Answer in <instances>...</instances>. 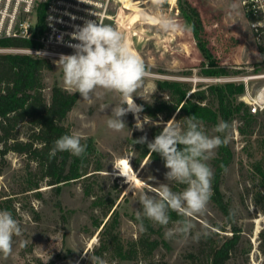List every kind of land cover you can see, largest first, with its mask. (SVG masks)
I'll return each instance as SVG.
<instances>
[{
    "label": "rangeland",
    "instance_id": "obj_1",
    "mask_svg": "<svg viewBox=\"0 0 264 264\" xmlns=\"http://www.w3.org/2000/svg\"><path fill=\"white\" fill-rule=\"evenodd\" d=\"M195 6L201 16L209 47L222 65L231 73L227 76H207L204 74V56L201 52L190 23L181 11V5ZM176 8L180 13L181 23L176 20ZM109 17L104 24L121 31L134 53L144 61L147 76L143 85L134 94L137 105H152L159 97L157 81L178 79L192 83V91L204 88L207 84L228 82L227 77L255 74L263 71L262 51L254 37L251 22L241 0H117L112 4ZM38 12L21 14L19 20H35ZM161 18L174 20L178 27L165 31L160 27ZM192 35V37H191ZM31 48H1L4 52H24L46 57L53 63L52 69L44 74V93L49 98L54 83L66 88L62 69L54 61L61 54H73V49L66 47H48L44 54L29 51ZM219 79V80H218ZM221 79V80H220ZM238 82V81H237ZM263 79H254L251 86L257 91ZM79 95V94H78ZM241 99V98H240ZM122 98L118 93H105L102 99L89 103L78 97L74 108L66 118V124L72 133L79 132L82 137H92L102 155L104 170L95 177L85 180L70 181L52 187L47 181H41L38 188L28 190L29 178H37L36 164L28 162L25 155L9 152L5 164L0 160V210L11 212L22 226V235L14 237L13 251L5 258L0 255V264H91L90 257L99 246L98 233L92 222V214L101 215L99 207H92V197L85 194L84 183H94L98 192L119 197L113 209L120 215L119 236L128 245L147 232L146 227L136 221L137 212L142 210L139 203L144 193L157 195L161 183H169L173 191H182L185 185L167 182L168 169L160 161L145 157L142 152L147 143L139 144L135 140L142 136L151 142L158 131H162L165 120L152 119L145 112L139 113L144 122L143 131L137 129L136 116L128 113L123 117L126 127L116 132L107 127L112 107L119 105ZM105 106V107H102ZM243 122L235 119L230 129L228 143L233 151V161L227 167L221 190L225 200L233 211L234 221L241 229L242 242L232 264H264L261 231L264 228V112L246 128V133L239 131ZM27 127H23L24 132ZM212 135H217L214 128ZM218 149V148H217ZM217 149L214 156L217 154ZM212 158V159H213ZM132 166L135 177L130 180L121 175L122 160ZM212 159L207 161L211 163ZM140 161L135 166L136 161ZM93 173V172H92ZM137 178V179H138ZM262 196L256 200L254 195ZM105 217L104 220H107ZM175 222V221H172ZM195 225L193 234L199 231L210 233L219 231V236L232 234L229 220L210 200L204 215L192 218ZM215 223L225 227L222 231L214 227ZM172 224H169L171 227ZM158 229V224L155 225ZM163 234L152 233V237L164 239L154 252L151 260L143 258L123 260L113 250H107L99 256L106 264H147L150 261L164 260L167 264H202L192 261L190 254L199 248V240H168ZM218 237L217 235H214ZM251 248L249 253L246 252ZM201 255V254H200Z\"/></svg>",
    "mask_w": 264,
    "mask_h": 264
},
{
    "label": "trees",
    "instance_id": "obj_2",
    "mask_svg": "<svg viewBox=\"0 0 264 264\" xmlns=\"http://www.w3.org/2000/svg\"><path fill=\"white\" fill-rule=\"evenodd\" d=\"M181 11L194 33L197 44L203 53L204 74L207 76H227L231 73L226 65L212 53L206 38L205 28L198 9L191 5H181ZM37 26L32 38L3 37L0 39L1 48H40L43 46L39 40L44 32L45 4L37 8ZM176 20L181 23L180 13L176 8ZM192 37V35H191ZM193 38V37H192ZM53 63L46 57L29 53L4 52L0 53V160L5 164V157L9 152L25 155L28 162L36 164L37 178H29L28 190L38 188L41 181H47L52 187L70 181L90 179L98 171L104 170L102 155L92 137H83L82 144H86V153L82 157L73 156L71 153L58 152L54 158L49 153L54 146V141L65 134H72L66 118L78 101V93L54 83L51 87L49 98L44 93L46 70L52 69ZM159 97L152 105H143V112L152 119L160 117L169 120L175 113L181 125L185 118L195 116L203 122L204 131L210 135L212 129L220 121H226L232 127L235 119H241L243 124L239 131L244 134L246 128L257 120V116L250 112L249 106L240 99L244 94L243 83L224 82L207 84L204 88L194 89L192 83L178 79H163L157 81ZM27 127L24 132L23 127ZM161 131H158L159 134ZM146 148L142 152L145 157L149 153ZM233 151L227 142L217 149V154L208 164L214 172L212 182L213 195L211 201L229 220L232 234L219 236V231L211 230L206 236L199 239V248L190 254L191 260L201 261L202 264H232L242 242L240 227L234 221L230 204L225 200L221 185L227 167L233 161ZM150 158L164 160L158 153L150 152ZM140 161L135 162L138 166ZM3 165V164H2ZM2 165L0 173H2ZM93 172V173H92ZM264 174V173H263ZM85 194L92 197V207H99L101 215L92 214V222L96 229L102 228L98 233L100 244L95 248L94 254L101 256L107 250H113L123 260H138L142 256L151 260L154 252L160 247L164 239L162 226L147 219L137 218L147 232L136 241L124 244L119 236L120 215L113 209L119 192L115 196L98 192L94 183H84ZM262 196L254 195L256 200ZM258 199V201L260 200ZM264 209V208H263ZM171 221L180 217L175 211H170ZM108 217L107 220H104ZM214 227L226 231L218 223ZM157 233L159 237H152ZM217 235L218 237H215ZM262 251L264 252V228L261 231ZM251 248L246 250L249 253ZM201 254V255H200ZM239 254V253H238ZM147 264H167L164 260L150 261Z\"/></svg>",
    "mask_w": 264,
    "mask_h": 264
},
{
    "label": "clouds",
    "instance_id": "obj_3",
    "mask_svg": "<svg viewBox=\"0 0 264 264\" xmlns=\"http://www.w3.org/2000/svg\"><path fill=\"white\" fill-rule=\"evenodd\" d=\"M155 2L160 4L163 0ZM160 27L167 31L175 30L178 25L170 18H161ZM71 39L77 41L68 45L74 50L73 54H61L54 61L57 68L62 69L66 88L89 103L102 99L105 93H118L122 102L112 107L107 127L122 131L126 127L123 117L131 112L136 116L135 127L143 131L144 122L139 119L143 108L134 102L133 97L142 87L147 69L124 34L111 25L86 20L71 33ZM161 123L162 131L151 142L146 136L135 141L147 143L150 152L163 158L168 169L165 174L167 182L185 187L176 192L169 183H161L157 195L142 194L139 199L142 210L137 212V217L164 227L165 239L199 240L208 233L202 230L193 234L192 218L206 213L213 195L214 172L207 161L213 158L217 148L227 144L231 126L220 121L214 128L217 135L210 136L204 131L203 122L195 116L186 117L184 125L176 122L174 117ZM82 139L79 132L61 136L54 141L49 157L54 158L58 152L65 151L82 157L87 148L81 143ZM170 211H175L180 218L172 222ZM22 231L11 212L0 210V255L7 258L12 254L14 237L21 236ZM90 260L91 264H106L99 256L90 257Z\"/></svg>",
    "mask_w": 264,
    "mask_h": 264
},
{
    "label": "built area",
    "instance_id": "obj_4",
    "mask_svg": "<svg viewBox=\"0 0 264 264\" xmlns=\"http://www.w3.org/2000/svg\"><path fill=\"white\" fill-rule=\"evenodd\" d=\"M117 0H0V39L3 37L32 38L37 26L35 20H19L21 14L28 15L45 4L44 32L39 40L40 48L26 52L44 54L48 47H69L77 43L71 39V33L86 20L103 23L110 16L112 4ZM251 22L254 37L262 51L261 65L264 66V0H241ZM254 79L264 80V70L255 74L227 77L225 80L244 84V94L240 97L250 109L258 115L264 112V82L257 91L251 86ZM219 80V79H218ZM221 80V79H220ZM263 93V96L261 94Z\"/></svg>",
    "mask_w": 264,
    "mask_h": 264
},
{
    "label": "bare ground",
    "instance_id": "obj_5",
    "mask_svg": "<svg viewBox=\"0 0 264 264\" xmlns=\"http://www.w3.org/2000/svg\"><path fill=\"white\" fill-rule=\"evenodd\" d=\"M261 96H263V93L261 94ZM134 102H135V100H134ZM121 162L123 164V166L121 167V175L122 176H125V177H128L129 178V181L130 180H133V179L138 181L139 178L137 177L138 178L137 179L135 177V174H134L135 172H134V170H132L131 164H129L125 159H123ZM139 182H140V180H139Z\"/></svg>",
    "mask_w": 264,
    "mask_h": 264
},
{
    "label": "water",
    "instance_id": "obj_6",
    "mask_svg": "<svg viewBox=\"0 0 264 264\" xmlns=\"http://www.w3.org/2000/svg\"><path fill=\"white\" fill-rule=\"evenodd\" d=\"M102 228V227H101Z\"/></svg>",
    "mask_w": 264,
    "mask_h": 264
}]
</instances>
